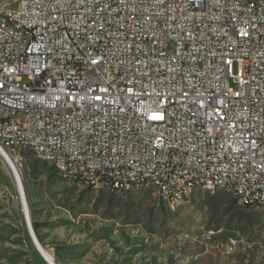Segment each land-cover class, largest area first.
Segmentation results:
<instances>
[{
	"label": "built area",
	"instance_id": "2783aa9c",
	"mask_svg": "<svg viewBox=\"0 0 264 264\" xmlns=\"http://www.w3.org/2000/svg\"><path fill=\"white\" fill-rule=\"evenodd\" d=\"M0 147L172 210L264 205V0H0Z\"/></svg>",
	"mask_w": 264,
	"mask_h": 264
},
{
	"label": "rangeland",
	"instance_id": "374dc122",
	"mask_svg": "<svg viewBox=\"0 0 264 264\" xmlns=\"http://www.w3.org/2000/svg\"><path fill=\"white\" fill-rule=\"evenodd\" d=\"M21 154L10 156L29 222L57 264H264V205L243 206L223 189H193L172 210L151 188L95 190L63 180L32 152ZM17 183L0 155V264H48L29 237Z\"/></svg>",
	"mask_w": 264,
	"mask_h": 264
},
{
	"label": "bare ground",
	"instance_id": "6f19581e",
	"mask_svg": "<svg viewBox=\"0 0 264 264\" xmlns=\"http://www.w3.org/2000/svg\"><path fill=\"white\" fill-rule=\"evenodd\" d=\"M0 151L2 152L3 156L1 155V157H3V159L5 160V162L11 167V169L13 170L15 176H16V180L17 182H19V192L22 196V207H23V211H27V218H28V223H29V227H30V233L33 235L32 237H34V239L37 241V244L39 245L40 247V253L43 255V257L45 258V260L48 262V264H57L54 259L51 257V255L42 247V245L38 242L35 234L33 233V230L31 228V225H30V217H29V212H28V205H27V202H26V198H25V194H24V191H23V186H22V182H21V179H20V176L18 174V171L16 169V167L14 166L13 162H12V158L10 156V152H8L7 150L3 149L2 147H0ZM18 184V183H17ZM18 187V186H17ZM39 251V250H38Z\"/></svg>",
	"mask_w": 264,
	"mask_h": 264
},
{
	"label": "water",
	"instance_id": "95a60500",
	"mask_svg": "<svg viewBox=\"0 0 264 264\" xmlns=\"http://www.w3.org/2000/svg\"><path fill=\"white\" fill-rule=\"evenodd\" d=\"M0 154L3 156V154H2V152L0 151ZM19 182H18V187H17V191H18V194H19V197H20V201H21V204H22V196H21V194H20V192H19ZM23 206V205H22ZM23 208V207H22ZM21 208V209H22ZM23 212V215H24V218H25V221H26V224H27V226H28V233H29V237H30V239H31V241L33 242V244H34V246L36 247V249L37 250H39V252H41L40 251V247H39V245L37 244V241L34 239V237H32L33 235L30 233V227H29V223H28V218H27V211H22Z\"/></svg>",
	"mask_w": 264,
	"mask_h": 264
},
{
	"label": "crops",
	"instance_id": "0c3cea01",
	"mask_svg": "<svg viewBox=\"0 0 264 264\" xmlns=\"http://www.w3.org/2000/svg\"><path fill=\"white\" fill-rule=\"evenodd\" d=\"M39 242V241H38ZM34 248H36L35 246H34ZM35 250H37V249H35ZM38 251V250H37ZM37 253H39L40 255V257H42L43 259H44V261L46 262V263H48L46 260H45V258L43 257V255L38 251Z\"/></svg>",
	"mask_w": 264,
	"mask_h": 264
},
{
	"label": "snow or ice",
	"instance_id": "6c2138e0",
	"mask_svg": "<svg viewBox=\"0 0 264 264\" xmlns=\"http://www.w3.org/2000/svg\"><path fill=\"white\" fill-rule=\"evenodd\" d=\"M152 119H162V116H153Z\"/></svg>",
	"mask_w": 264,
	"mask_h": 264
},
{
	"label": "trees",
	"instance_id": "16d2710c",
	"mask_svg": "<svg viewBox=\"0 0 264 264\" xmlns=\"http://www.w3.org/2000/svg\"><path fill=\"white\" fill-rule=\"evenodd\" d=\"M236 198V197H235ZM247 207V206H246ZM32 225H33V228L35 229V223H32Z\"/></svg>",
	"mask_w": 264,
	"mask_h": 264
}]
</instances>
